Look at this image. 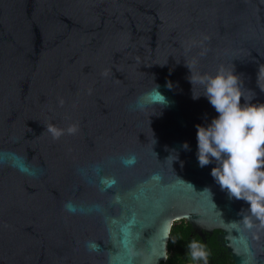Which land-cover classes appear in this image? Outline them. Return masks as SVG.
I'll list each match as a JSON object with an SVG mask.
<instances>
[{"label": "water", "instance_id": "obj_1", "mask_svg": "<svg viewBox=\"0 0 264 264\" xmlns=\"http://www.w3.org/2000/svg\"><path fill=\"white\" fill-rule=\"evenodd\" d=\"M222 66L264 102V0H0V264H160L177 219L264 264L196 155Z\"/></svg>", "mask_w": 264, "mask_h": 264}, {"label": "clouds", "instance_id": "obj_2", "mask_svg": "<svg viewBox=\"0 0 264 264\" xmlns=\"http://www.w3.org/2000/svg\"><path fill=\"white\" fill-rule=\"evenodd\" d=\"M189 79L193 84L191 74ZM196 80L204 85L202 95L218 113L209 123L196 125L199 164L203 167L214 162L211 175L221 188L230 198L245 200L251 213L264 220V102L253 103L252 98L244 96L234 69L222 66L215 74H202ZM172 86L169 81L168 87ZM155 91L164 98L162 106L166 104L159 87ZM200 96L193 94L194 99ZM146 102H151L150 93L138 106L144 107ZM52 131L60 134L56 128ZM183 147L189 149V142L185 141ZM188 250L190 264H208L210 250L204 242L193 238Z\"/></svg>", "mask_w": 264, "mask_h": 264}, {"label": "flooded vegetation", "instance_id": "obj_3", "mask_svg": "<svg viewBox=\"0 0 264 264\" xmlns=\"http://www.w3.org/2000/svg\"><path fill=\"white\" fill-rule=\"evenodd\" d=\"M174 226H176V231L172 235L171 230ZM171 230L165 259L169 264H190L188 242L193 238L204 242L210 250L208 264H233L230 253L222 246L219 230L207 231L201 227L192 226L184 219L175 220L172 223ZM170 257H172L171 260Z\"/></svg>", "mask_w": 264, "mask_h": 264}, {"label": "trees", "instance_id": "obj_4", "mask_svg": "<svg viewBox=\"0 0 264 264\" xmlns=\"http://www.w3.org/2000/svg\"><path fill=\"white\" fill-rule=\"evenodd\" d=\"M175 231H176V226H174L173 228H172V230H171V233H172V235L175 233ZM172 259V257H170V260ZM160 264H169V262L168 261H163V262H161Z\"/></svg>", "mask_w": 264, "mask_h": 264}]
</instances>
